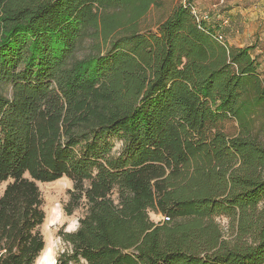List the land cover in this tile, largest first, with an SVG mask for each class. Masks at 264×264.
Masks as SVG:
<instances>
[{
    "label": "trees",
    "instance_id": "16d2710c",
    "mask_svg": "<svg viewBox=\"0 0 264 264\" xmlns=\"http://www.w3.org/2000/svg\"><path fill=\"white\" fill-rule=\"evenodd\" d=\"M165 1L0 0V264H36L62 177L56 264H264V51L194 0L141 29Z\"/></svg>",
    "mask_w": 264,
    "mask_h": 264
},
{
    "label": "rangeland",
    "instance_id": "374dc122",
    "mask_svg": "<svg viewBox=\"0 0 264 264\" xmlns=\"http://www.w3.org/2000/svg\"><path fill=\"white\" fill-rule=\"evenodd\" d=\"M177 1V0H176ZM175 5V0H166L161 7H152L148 14L140 21V27L143 30H156L157 25L162 22L170 13L172 7ZM224 130L233 134L237 130V124L234 121H229L224 124ZM122 147L121 142H116V152L120 151ZM43 198L45 201L46 220L41 227V232L44 235L46 246L38 258L36 264L46 256L51 254V257L57 263V258L65 249V243L59 236L61 229L65 231H74L78 227V219L82 215V210H76L72 215H68L65 206L69 201V190L73 187V182L67 178L62 177L50 183H38ZM6 183L0 185V193L3 192ZM150 217L156 223L164 220V216L150 212ZM223 230L228 236V220L226 218L219 219Z\"/></svg>",
    "mask_w": 264,
    "mask_h": 264
},
{
    "label": "crops",
    "instance_id": "0c3cea01",
    "mask_svg": "<svg viewBox=\"0 0 264 264\" xmlns=\"http://www.w3.org/2000/svg\"><path fill=\"white\" fill-rule=\"evenodd\" d=\"M200 14L217 17L229 46L264 51V0H194Z\"/></svg>",
    "mask_w": 264,
    "mask_h": 264
},
{
    "label": "clouds",
    "instance_id": "9594fccd",
    "mask_svg": "<svg viewBox=\"0 0 264 264\" xmlns=\"http://www.w3.org/2000/svg\"><path fill=\"white\" fill-rule=\"evenodd\" d=\"M40 264H56L55 260L52 259L51 254L46 255L41 261Z\"/></svg>",
    "mask_w": 264,
    "mask_h": 264
},
{
    "label": "built area",
    "instance_id": "2783aa9c",
    "mask_svg": "<svg viewBox=\"0 0 264 264\" xmlns=\"http://www.w3.org/2000/svg\"><path fill=\"white\" fill-rule=\"evenodd\" d=\"M208 18H209V15L208 14L202 15V19L203 20H207ZM220 39H222V36H220ZM262 58H263V61H264V52L262 53Z\"/></svg>",
    "mask_w": 264,
    "mask_h": 264
}]
</instances>
